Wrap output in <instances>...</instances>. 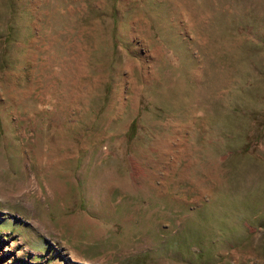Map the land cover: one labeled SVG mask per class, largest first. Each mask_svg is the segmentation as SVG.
<instances>
[{"label": "rangeland", "instance_id": "374dc122", "mask_svg": "<svg viewBox=\"0 0 264 264\" xmlns=\"http://www.w3.org/2000/svg\"><path fill=\"white\" fill-rule=\"evenodd\" d=\"M10 7L0 264H264V0Z\"/></svg>", "mask_w": 264, "mask_h": 264}, {"label": "trees", "instance_id": "16d2710c", "mask_svg": "<svg viewBox=\"0 0 264 264\" xmlns=\"http://www.w3.org/2000/svg\"><path fill=\"white\" fill-rule=\"evenodd\" d=\"M1 2L2 3H4L5 4V0H1ZM6 2L11 6V7H13V4H14V0H6ZM10 7V8H11ZM3 12V13H2ZM1 12V15L2 14H5V11H2ZM9 32H10V30H9ZM136 123H133V129H135L136 130ZM230 179H229V183H230V190L231 191H235V190H237V188H238V184L236 183V180H235V172L234 171H230Z\"/></svg>", "mask_w": 264, "mask_h": 264}]
</instances>
